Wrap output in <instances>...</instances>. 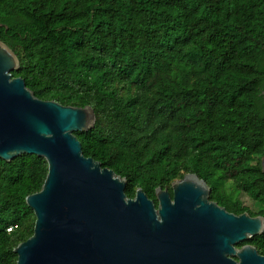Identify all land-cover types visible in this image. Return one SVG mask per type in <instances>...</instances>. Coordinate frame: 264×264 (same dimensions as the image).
Returning <instances> with one entry per match:
<instances>
[{"label": "trees", "instance_id": "trees-1", "mask_svg": "<svg viewBox=\"0 0 264 264\" xmlns=\"http://www.w3.org/2000/svg\"><path fill=\"white\" fill-rule=\"evenodd\" d=\"M0 41L34 96L92 107L73 134L126 196L156 205V187L193 173L227 211L264 217V0H0ZM46 171L0 158V264L33 232L25 196ZM245 243L264 255V229Z\"/></svg>", "mask_w": 264, "mask_h": 264}, {"label": "water", "instance_id": "water-1", "mask_svg": "<svg viewBox=\"0 0 264 264\" xmlns=\"http://www.w3.org/2000/svg\"><path fill=\"white\" fill-rule=\"evenodd\" d=\"M18 66L0 41V158L35 154L47 165L25 196L35 220L13 248L16 264H264L253 245L237 246L262 233V215L227 211L193 173L171 182L172 195L156 187V205L141 188L126 196V179L84 156L73 134L93 127L92 107L37 98L11 75ZM259 165L264 174V154Z\"/></svg>", "mask_w": 264, "mask_h": 264}, {"label": "rangeland", "instance_id": "rangeland-1", "mask_svg": "<svg viewBox=\"0 0 264 264\" xmlns=\"http://www.w3.org/2000/svg\"><path fill=\"white\" fill-rule=\"evenodd\" d=\"M229 189H232V188L229 187Z\"/></svg>", "mask_w": 264, "mask_h": 264}]
</instances>
